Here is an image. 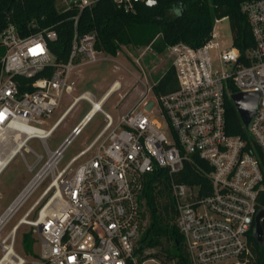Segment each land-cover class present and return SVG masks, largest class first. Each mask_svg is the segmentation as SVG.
I'll return each instance as SVG.
<instances>
[{
  "label": "built area",
  "instance_id": "obj_1",
  "mask_svg": "<svg viewBox=\"0 0 264 264\" xmlns=\"http://www.w3.org/2000/svg\"><path fill=\"white\" fill-rule=\"evenodd\" d=\"M96 1L58 3L62 10L81 11ZM111 1L124 12L132 11L135 3H156ZM240 10L253 39L244 51L233 45L232 32L229 44H224L213 25L207 40L198 47L183 42L167 46L175 90L158 96L152 92L153 99L148 100L154 85L135 76L142 85L136 104L113 118L102 109L109 96L121 88V82L113 80L98 99L88 91L72 96L48 129L41 127L44 118H49L64 94L73 92L72 77L81 67L96 61L119 64L117 59L123 56L140 72L142 69L137 61L129 60V47L121 46L115 56L97 51L91 33L81 36L75 30L67 61L58 63L48 48L56 38L53 30L21 37L9 25L0 32V45L5 49L0 69V133L13 142L20 133L22 146L14 155L29 152L26 143L32 138L38 139L46 152L40 169L6 210L19 197L21 206L39 185L50 180L22 217L28 218L45 199L35 219L27 222L41 240V261L32 264H157L152 259L139 260L136 253L147 222L143 186L155 169L163 168L171 177L185 162H192L193 156L209 168L200 167L207 185L187 186L170 178L168 187L174 224L188 263L248 262L255 217L264 210L258 205L264 183V0L243 2ZM77 18H73L74 26ZM230 87L235 88V94H257L254 114L244 127L248 140L225 131ZM81 100L89 105L88 111L61 144L49 150L47 138ZM96 113L103 118L100 130L58 168L65 148Z\"/></svg>",
  "mask_w": 264,
  "mask_h": 264
},
{
  "label": "trees",
  "instance_id": "obj_2",
  "mask_svg": "<svg viewBox=\"0 0 264 264\" xmlns=\"http://www.w3.org/2000/svg\"><path fill=\"white\" fill-rule=\"evenodd\" d=\"M246 1L251 0H156L152 6L135 3L132 11L124 12L111 0H97L93 6L81 11L75 8L62 10L58 0H0V32L12 25L21 37H26L51 29L56 38L48 43L49 51L56 62L64 63L75 30L81 36L94 34V48L109 56H115L121 46L140 48L150 45L155 53L161 54L173 43L183 42L192 47L202 45L214 22L227 18L233 33V45L244 51L253 43L247 19L240 10ZM75 16L78 18L74 26ZM4 52L0 45V69ZM176 86L174 71L168 65L152 92L156 96L167 94ZM236 92L230 87L229 96ZM225 131L228 135L248 140L229 97L225 106ZM200 167L209 169L204 161L193 156L192 162H185L182 170L171 177L163 168L148 175L142 192L148 223L136 249L139 260L155 258L160 264H189L182 236L174 224L168 187L170 178L187 186L207 185ZM258 205L264 209V183ZM261 227V244L254 236L249 237L251 257L246 264H264V220ZM22 242L24 251L31 253L30 232L23 234ZM31 255L39 258L35 253Z\"/></svg>",
  "mask_w": 264,
  "mask_h": 264
},
{
  "label": "rangeland",
  "instance_id": "obj_3",
  "mask_svg": "<svg viewBox=\"0 0 264 264\" xmlns=\"http://www.w3.org/2000/svg\"><path fill=\"white\" fill-rule=\"evenodd\" d=\"M214 25L216 31L220 35L219 39L224 44H229L231 30L228 19L222 18L221 20H216ZM129 53V60L132 62L137 61L142 69L141 72L138 67L130 64L123 56L118 57L117 60L119 64H114L108 61H96L81 67L79 72L75 73L72 77V80L74 81L73 92L62 96L59 105L52 111L49 118H44L41 127L43 129L51 127L65 110L66 106L71 101L72 96H77L84 91H88L98 99L113 80H119L121 82V88L109 96L102 105V109L115 118L134 106L142 89V85L136 80V78H141L142 82H146L150 86L155 85L169 64L170 54L167 49H165L163 53L157 54L151 49L150 45L140 48H130ZM99 57H101V55H99ZM116 65L119 68H116ZM122 66L126 67L128 71ZM149 99H153L152 91L149 93L148 100ZM145 101L143 100L140 106H142ZM88 109L89 105L83 100L76 104V106L65 116L47 138L46 143L49 150L53 151L61 144L73 126L79 121L83 114L88 111ZM102 125V115L100 113L94 114L91 121L82 130L81 134L65 148L63 158L58 168H61L72 156L83 149L100 130ZM13 146V141H10L6 145L0 144V159ZM26 146L29 149V152L22 151L21 154H16L0 173V205L2 206V209L24 188L46 159L45 149L38 139H29ZM36 155L41 156V160H39ZM83 159L84 158L80 159L72 167H75V165L80 163ZM49 182L50 180L48 178L39 185L23 204L16 209L12 216L7 220L6 224L0 229V257L3 254L1 243L19 220L28 213L29 209L39 197L41 191ZM44 201H42L38 207L28 215L27 220L35 219L36 214L41 209ZM147 223L148 222H146V224ZM28 232H30L31 253H27L23 249L22 236ZM14 234V239L12 241L13 248L15 253L23 259L22 264H32L33 262L41 261V240L38 233L35 232L31 226L21 224ZM9 243H11V240H8L5 245ZM32 253H35L39 258H35L31 255ZM151 259L156 261L157 264H160L155 258H148L147 260ZM146 264L154 263L148 261Z\"/></svg>",
  "mask_w": 264,
  "mask_h": 264
},
{
  "label": "bare ground",
  "instance_id": "obj_4",
  "mask_svg": "<svg viewBox=\"0 0 264 264\" xmlns=\"http://www.w3.org/2000/svg\"><path fill=\"white\" fill-rule=\"evenodd\" d=\"M21 138L20 133L16 134V142H14V146L11 147L7 153L0 159V173L2 170L9 164V162L12 160V158L15 156L14 154L17 152V149L22 146V138L18 141V139ZM11 140L8 139L5 135L0 133V144H8ZM27 149V148H26ZM14 155V156H13ZM20 198V197H19ZM19 198L5 211L2 217H0V229L6 224L7 220L12 216V214L16 211V209L19 207ZM47 208V207H45ZM49 210V207L48 209ZM42 212H45L43 209ZM27 218H21L20 221L12 228L10 233L5 237L3 242L1 243L3 254L0 257V264H22L23 259L19 257L13 248V239H14V233L17 230V228L21 224H28ZM8 240H11V243L6 244Z\"/></svg>",
  "mask_w": 264,
  "mask_h": 264
},
{
  "label": "water",
  "instance_id": "obj_5",
  "mask_svg": "<svg viewBox=\"0 0 264 264\" xmlns=\"http://www.w3.org/2000/svg\"><path fill=\"white\" fill-rule=\"evenodd\" d=\"M231 101L235 106L238 115L246 127L249 123L250 118L254 114V109L257 103V94L256 93H237L231 95ZM264 218V210H260L255 217V225L253 228V236L255 240L261 244L262 243V227L260 224V219Z\"/></svg>",
  "mask_w": 264,
  "mask_h": 264
},
{
  "label": "crops",
  "instance_id": "obj_6",
  "mask_svg": "<svg viewBox=\"0 0 264 264\" xmlns=\"http://www.w3.org/2000/svg\"><path fill=\"white\" fill-rule=\"evenodd\" d=\"M21 191H19L18 192V194L20 193ZM18 194H16L15 195V197L8 203V205H6L3 209H2V206L0 205V209H1V211H0V215L6 210V208L9 206V204L17 197V195Z\"/></svg>",
  "mask_w": 264,
  "mask_h": 264
}]
</instances>
